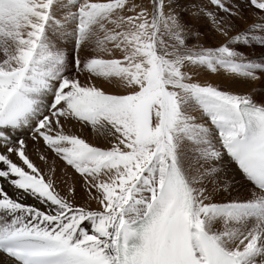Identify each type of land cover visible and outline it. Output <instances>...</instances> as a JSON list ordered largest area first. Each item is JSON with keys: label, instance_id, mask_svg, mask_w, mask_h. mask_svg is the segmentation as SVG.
Returning <instances> with one entry per match:
<instances>
[{"label": "rangeland", "instance_id": "1", "mask_svg": "<svg viewBox=\"0 0 264 264\" xmlns=\"http://www.w3.org/2000/svg\"><path fill=\"white\" fill-rule=\"evenodd\" d=\"M15 2L13 0L9 5H14ZM249 2L250 0H26L25 9L23 6L19 9L23 18L18 20L15 17L16 31L13 35L20 34V25L26 31L32 23L34 31L26 33L25 36L29 37H24L25 39H11L7 34H1L13 42L9 47L3 39L0 40V71L10 73L17 69L24 62V54L31 50L35 39L40 42L44 55L62 57L68 68L64 73L70 82L68 85L73 86L74 96H82L79 113L80 118L83 116L81 120L87 125H95L99 110L100 115L107 120L108 135L115 136L121 127L131 128L133 133L129 132V141L131 139L130 145L133 144L134 147L130 151L133 150L137 163L136 186L132 188L133 192L144 191L147 194L145 198L140 196L145 200V205L156 192L153 186L160 185L166 166L164 160L168 162L175 150L184 147L182 137L179 136L181 131L199 144L196 161L201 163V154L208 142L214 143L213 149L223 150L214 127L225 108H235L242 102L264 107V11ZM46 9L49 17L48 14L44 16ZM76 9L80 11L76 13ZM35 14L43 15V21L34 19L40 18ZM67 20L73 21V26L81 27L83 33L76 39L80 40L79 43L76 40L66 43L67 39L62 38L64 29L68 28L64 25ZM59 21L64 29L59 31L63 33L58 36ZM66 35H70L68 31ZM74 37L77 36L74 34ZM32 49L31 53L38 51L35 46ZM16 50L18 51L15 52ZM138 63H142L144 68L136 69ZM69 105L75 106L73 102H69ZM217 107L219 109H215ZM60 114L47 124L51 127L49 131L52 135L58 128L57 123L60 124L64 118ZM211 116L217 118L213 123L214 118L209 119ZM233 116L234 113L231 114ZM73 123L81 122L78 118L71 117L63 125ZM107 140L110 141L109 138ZM112 144L117 149L122 145L117 141ZM51 145L52 142L50 146L44 147L47 158L52 157L62 162L59 171L82 178L78 180L81 186L85 185L84 177L86 182H92L91 177L102 175L100 166H106L109 161L120 157L119 152L113 154L115 151L107 153L109 150H105L92 159L95 163L85 164L86 161H78L74 157L61 159L56 145ZM95 153H99V150ZM181 158L188 162L183 154ZM186 164L185 170L188 169ZM93 168L96 173H92ZM161 174V179L156 183ZM9 182L11 184V180ZM211 182L205 175L192 176L191 189L198 193V185L205 184V189H213V196L216 197L219 192L218 184ZM43 184L49 187V184ZM130 188L131 182L127 188L116 190L117 197L122 196L123 203L118 202L115 206L124 208L125 212L134 200L129 197ZM36 193L38 192L31 194V198L35 196L40 206L52 205L48 200L37 197ZM258 201L260 199L250 200L248 196H233L228 193L218 195L213 208H226V220L229 221L244 213L239 212L238 207L253 205ZM57 204L68 208L69 223L65 222L63 227L83 222L95 226L99 220L110 216V212L76 208L60 199ZM6 207L12 209L14 204L10 203ZM15 208L31 209L22 205H15ZM49 211L54 214L53 208L50 207ZM244 211L247 209L244 208ZM127 217L130 215L122 221L133 220H127ZM238 219L243 220L241 217ZM45 220L46 217L38 226L41 227ZM213 223L215 222L211 220V224ZM24 225L33 226L30 223ZM216 226H207V230L214 234L223 247L242 257L248 254L245 245L231 240L224 229ZM217 229L222 233L221 236ZM51 233L55 232L51 229ZM64 235L70 246L77 248L73 233L65 230ZM250 238L247 232L245 242L250 241L252 244ZM92 241L95 243L96 240ZM243 261H246L245 258Z\"/></svg>", "mask_w": 264, "mask_h": 264}, {"label": "bare ground", "instance_id": "2", "mask_svg": "<svg viewBox=\"0 0 264 264\" xmlns=\"http://www.w3.org/2000/svg\"><path fill=\"white\" fill-rule=\"evenodd\" d=\"M14 1H16V5L14 3L15 6L9 5V3H12L13 0H0V40L3 39L9 47L13 41L9 38L3 37L1 34L5 33L11 39L20 37L25 39L24 37H29L27 35L25 36L26 33L34 31V29H32L34 27L32 23L28 25L29 30L27 29L26 31L23 30V27L20 25V34L17 36L13 35V33L16 31L14 30V25L16 22L15 17H17L18 20L23 18V13L20 14L19 9L22 6L24 8V3L26 0ZM5 10H7V12H5ZM47 12L48 10L46 9L44 14ZM252 15L254 16V14ZM34 16L38 15L35 14ZM49 16L50 14H48V17ZM38 17L40 18L34 17V19L43 21V15ZM262 19V23L264 24V16ZM30 25H32L31 28ZM64 25H67L68 28L64 29L61 27L60 23V27L58 26L59 29L57 32L60 33L59 31L64 29L65 33L63 34L62 38L68 40L65 41L66 43H70V41H74L72 34H75L74 31H76V29L73 28V21H68ZM19 30L17 29V31ZM67 31L70 34L69 36H65ZM62 33L58 34V36ZM36 42L37 39H35L33 44H31L32 48L35 46ZM17 51L18 50L15 52ZM41 51L39 52L38 49L37 52L42 53ZM30 53L31 51L24 54L25 57L22 59L24 62L21 63L18 68L25 64L28 57L31 55ZM136 67V69H143L144 65L142 63H138ZM66 92L69 94V97L67 100L62 102L61 106L63 111L60 114L64 115L62 116L64 118H62L60 124L57 123L58 128L55 130L56 132L53 135V139L51 140L53 144L51 146L56 145L59 157H61L63 160L74 157L78 161H86L85 164L95 163L92 161V159L97 158L101 151L104 152L105 150H109L107 153L115 151L112 152L113 154L119 152L120 157L109 161V164L106 166H100V173L102 175L91 177V179H93L91 180L92 182H86V177H84L83 180L85 185L81 186V182H78V180L82 178H76L65 174L63 170L59 171V168L62 167V162L60 160H55L52 157L47 158V152L44 147L50 146L49 142L40 138L37 143H32L27 139L26 144L24 142L20 145V147H23L21 148L24 151L23 156H19L17 153H12L8 155V161L1 163L3 169L8 173V178L5 179L0 177V189L2 191L0 192V199L13 203L14 207L10 209L2 208V206L0 207V214L9 220L7 221L3 219V221L13 224L15 228L22 227L25 226L24 224L30 223L33 226L29 228H38L42 231L49 232H51L52 229L55 232L53 235L62 236L63 238H66L64 235L65 230H69L73 233L75 241L77 242V248L74 250H77L79 253L83 254L82 260L77 264H116L115 244L120 225L123 222H132L139 218L155 194L145 205H143L145 200L141 199L140 196L145 198L147 194H145L144 191L133 192L132 186H136L137 173L135 167L137 166V163L133 150L130 151L131 147H134L133 144L130 145L131 139L129 141V132L133 133L131 132V128L127 129L126 127H121L120 130L117 128L118 131L116 132L115 136L114 134L108 135L107 120L105 117L100 115L99 110H97L96 113V116H99V118L98 120L96 119L97 122H94L95 125L91 126L87 125V123L85 124V122L81 120L83 116L80 118V108L78 107V102L82 100V96L79 94V96H74L73 86L70 85H67ZM69 102H73L75 106L69 105ZM237 106L235 108H225L220 121H233L235 118H238ZM233 113L234 116L231 117V114ZM71 117L78 118L81 123H73L69 126H64V122H67ZM50 129V126H45V130L49 131ZM209 130H212V128L209 127ZM180 133L179 136L182 137L181 140L184 142V147L175 150L173 153L174 155H172L173 157L168 159V162L171 159H175L185 174L190 190L192 221L194 225L197 227V229H207V226L211 227V225H217L216 227L218 229H224V232L231 238V240L238 241L246 246L248 249V254L246 253L247 255H245L244 258L247 264H264V215H256L251 210L244 211V206H241L237 209H239V212L244 213L234 216L233 219L227 221L226 208H213V202L218 197V195H226L229 193L233 196H248L250 200L253 198L261 200L264 198V193L252 187L243 178L242 174L236 169L234 162H232L228 152L225 149L221 151L217 150V148L213 149V142H208L206 144L201 154L202 162L197 163L196 157L198 150L200 149L199 144L196 141L189 139L186 132L181 131ZM107 138H109L110 141H108ZM111 141L112 143L113 141H117L122 144L120 149L115 148ZM91 150L93 151L91 152ZM96 150H99V153H95ZM182 154L185 156L187 159L186 161L188 162H184L182 160ZM87 161L89 162L87 163ZM181 161L183 163H181ZM185 163H187L186 165L188 166L187 170L184 168ZM108 165L110 166L108 167ZM97 168L99 169L98 166ZM165 169L163 171L160 185L164 179ZM93 172L96 173L97 171L93 168L92 173ZM202 175H205L210 180V182L215 181L218 184L219 192H217L216 197L213 196V189H205V184L198 185V193L197 190L195 191L194 189H191V177H198ZM9 180H11V184ZM43 182L49 184V187L44 185ZM130 182L131 188L129 197H132L134 200L129 210L125 212L124 208L115 206V204L118 202L123 203L121 202V200H123L122 196L117 197L118 193L116 190L124 187L127 188ZM160 185H154L153 190L157 192ZM143 188L140 187V189ZM36 191L38 192L36 193L37 197H42L48 200L52 205L40 206L35 196L34 198H31V194L34 195V192ZM58 199L65 203L73 204L76 208L97 212L107 211L110 212V216L106 219L99 220L95 226H92V224L88 222H83L76 223L74 225H66L63 227V224L68 222V208H66L64 205L59 206L57 204ZM15 205H22L27 208L31 207V209L18 210L15 208ZM50 207L54 209V214L49 211ZM125 208L127 209V204ZM129 212L131 214H129ZM127 215H134L132 217L133 220L122 221V219ZM45 217V223L39 227L38 225L43 222V218ZM239 217H241L243 220L241 221L238 219ZM246 218L249 219L247 220ZM211 220H213L215 223L211 224ZM48 223H51V225ZM92 229L93 231H91ZM247 232H249L251 236L250 240H252V244L250 241L248 243L245 242V236H247ZM218 233L220 236L222 235L220 231H218ZM70 237H72V235ZM93 239L96 240L95 243H93ZM243 262L245 263V261ZM0 264L18 263L0 252Z\"/></svg>", "mask_w": 264, "mask_h": 264}]
</instances>
